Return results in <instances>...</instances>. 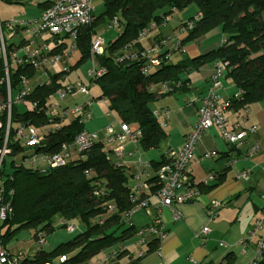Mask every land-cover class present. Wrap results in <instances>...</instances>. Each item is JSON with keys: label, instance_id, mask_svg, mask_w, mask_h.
Here are the masks:
<instances>
[{"label": "trees", "instance_id": "obj_1", "mask_svg": "<svg viewBox=\"0 0 264 264\" xmlns=\"http://www.w3.org/2000/svg\"><path fill=\"white\" fill-rule=\"evenodd\" d=\"M6 1L11 3V0ZM50 1L41 2L39 6L45 9ZM191 6L196 8V13L178 25L170 49L169 39H157L158 35L150 48L143 47L142 41L151 32H159L167 24L163 25L165 17L171 19L173 13L183 12ZM197 15L200 18L196 20ZM98 21L104 22L105 28L114 27L121 32L114 41L104 46L103 54L97 57L98 66L105 70V74L93 79V86H85L90 90L98 89V95L91 96L93 102L105 100L107 110L113 112L120 123L134 124L139 128L141 136L138 143L144 151L158 149L166 138L160 120L153 116L149 105L160 94L184 91L191 72L204 64H226L223 77L237 90L226 105L246 108L264 101V0H105L103 12L96 18L91 13L90 25L82 28L72 41L79 53L77 62L66 71L49 73L45 82L33 86L26 99L36 105L34 109L28 110L23 105L25 108L21 112H17V106L12 110L8 141L11 154L7 156L11 159V172L5 173L6 158L0 168L1 202L9 203L12 212L0 221V243L5 247V243L23 229L35 228L34 239L39 233H43L45 239L55 228L66 229V225H72L74 221L85 226L82 233L59 244L51 252L39 250L31 259L25 256L23 264H109L123 256L127 257L125 264H133L159 241L158 238H147L146 250L140 247L142 257L137 256L139 247L136 254L131 255L129 246H135L140 229L131 224L132 216L125 215L131 209L129 198L134 185L130 186L129 179L132 176L122 159H117L103 141L95 143L81 157L71 151L70 160L62 167L44 170L21 165L16 167V163L27 157L22 143L14 141L20 127L32 125L41 129L44 141L34 152L45 154L58 152L61 145L72 143L84 130L85 116H63L62 112L70 107H63L50 115L47 109L55 102L56 92L71 85L64 83L66 74L90 58L91 39L96 36ZM191 21H194L193 27L180 34V29L187 27ZM145 29L148 30L147 37L137 41L138 34ZM214 29H218L224 37L219 47L195 58L171 63L173 54L182 53L184 45ZM163 41L164 44H161ZM177 43L179 46L175 49ZM154 46L158 48L152 50ZM66 49L61 42L49 48V53L61 54ZM151 60L159 61V65L152 67ZM145 65L150 66L147 75L141 71ZM36 73L30 64L15 67L10 78L12 88L17 87L20 76L31 79ZM2 78L0 60V81ZM154 86H158L159 90L153 89ZM4 89V85L0 84V94L4 93ZM236 152L237 149L231 148L228 164L235 161ZM74 154L78 158L74 159ZM164 162V157L160 162H152V168L157 171ZM222 176L217 174L218 182ZM155 181L156 173L144 181L150 185L152 193L155 192ZM95 192L102 193L94 195ZM109 206H113L114 210L110 211ZM153 213L154 217L156 213ZM56 218L60 220L58 225H54ZM94 219L96 222L91 224ZM73 225L75 230L72 233L77 229ZM119 230L121 233L116 237L115 233ZM69 254L72 256L68 257ZM61 256H65L64 262H60ZM104 257L108 258L105 262ZM258 264H264V250Z\"/></svg>", "mask_w": 264, "mask_h": 264}, {"label": "built area", "instance_id": "obj_2", "mask_svg": "<svg viewBox=\"0 0 264 264\" xmlns=\"http://www.w3.org/2000/svg\"><path fill=\"white\" fill-rule=\"evenodd\" d=\"M37 3L46 0H35ZM91 0H51L47 8L43 9L38 20H25L16 19L7 22H0V60L2 63L3 78L0 84H3L5 89L4 93L0 94V168L5 157L11 154L8 147L9 133L11 128V114L12 110L18 105H24L26 109L32 110L36 106L28 101L26 98L32 92L33 86L42 84L38 79L43 75L48 79V69L53 67L59 62L62 57H68L71 50H74V45L70 50L66 49L61 54H50L49 48L45 42L38 44L37 40L45 35L53 39L68 37L71 41L77 37L78 32L89 26L91 23L92 13ZM197 15L195 19H199ZM163 25L168 23L170 18L163 19ZM194 21L187 24V27L180 29V34H185L193 27ZM152 28V27H151ZM6 32V38L4 36ZM19 32H22L27 38L22 40L21 46H7L6 41L13 39ZM148 30H143L138 34V40L146 38ZM165 41L161 42L164 44ZM179 44H176L175 49H178ZM158 47L154 46L152 50ZM104 52V43L100 37L94 36L90 44V58L93 59L102 55ZM30 64L37 72L33 78L20 76L18 78V85L16 88L11 86V75L14 74V68L20 65ZM150 65L157 67L159 61L151 60ZM212 73L209 76V86L204 95L200 99V104L197 108V120L192 130L186 135L181 147L167 148L164 152L165 162L156 171L155 192L146 193L150 190V185L141 181L140 175L137 176V183L131 188V196L129 203L131 209L125 213L131 217L139 211H145L146 215L150 217L149 225L137 231V242L135 247H139L137 256L142 257L143 250L147 238H158L161 240L165 235L163 231V223L161 221L160 213L164 209H168L172 213L173 221H179L181 215L173 207L177 204L191 203L198 199L199 190L197 185L188 177L187 170L193 160L194 150L198 140L211 128L215 127L220 132L221 138L231 148L237 149L241 146L248 136H253L257 132L255 126L242 128L239 123H234L230 128H227V120L219 108L218 92L221 89V79L226 64L215 63L212 65ZM150 66H144L141 71L144 75L149 73ZM105 74L103 68L98 67L94 62L92 69L87 73L89 85L93 86L92 80ZM45 82V81H44ZM46 84L48 82L46 81ZM164 92L167 90L164 88ZM13 94L15 96L13 97ZM87 96V100L81 105H74L68 110L63 111V116H77L82 115L89 118V110L93 104V99L90 96V89L88 86L77 83L75 85H68L59 89L56 94V100L52 103L47 113L50 115L52 112L61 111L60 102L65 100L66 97H75L77 95ZM153 116L160 119L168 118V111L162 110L153 112ZM163 123L162 121H160ZM162 126L164 124H161ZM141 136V132L137 126L131 127L128 124L120 123L119 121L107 125L99 132H89L82 130L73 140L72 143L61 145L56 153L45 154L35 153L36 147L41 146L44 141V135L40 128L32 125L20 127L15 136L14 141L22 143V147L26 149L24 152L27 157L19 163L16 167L24 166L31 169L46 168L54 169L64 166L71 158V151L81 157L80 155L89 150L95 143L103 141L105 144L110 145L117 143V147L113 149V154L117 159H122L123 145L126 141L137 143ZM259 152V145L254 143L246 152L247 158L254 157ZM206 156H215V153L207 154ZM234 162V161H233ZM230 162L229 164L233 163ZM39 163L44 164L40 168ZM141 168L147 167V163L140 160L137 161ZM249 171H242L236 177L246 181ZM217 179L216 173H210L201 183L202 186H207L209 183ZM102 193V192H100ZM100 193L95 192L94 195ZM2 190L0 188V221L6 219L11 214L12 209L9 203L1 202ZM155 199V205H151L149 196ZM263 206L259 216L253 221L251 228L247 231L244 237L239 241L238 245L242 248L241 253L245 254V248L248 245L254 247V256L250 264H258L262 258V251L264 250V193L260 196ZM222 206V203L216 200H210L206 205V214L210 220L215 218L217 210ZM110 211L114 210L113 206H109ZM155 211L156 215L153 217L152 213ZM66 230L72 233L75 226L72 224L66 225ZM210 230L204 227L198 238H205L209 235ZM39 245L45 243L44 234L37 235ZM220 246H225L219 243ZM25 260L24 254L16 256L10 255L7 249L0 243V264H23ZM60 262L66 260L65 256L60 257ZM108 258L104 257L103 261Z\"/></svg>", "mask_w": 264, "mask_h": 264}, {"label": "crops", "instance_id": "obj_3", "mask_svg": "<svg viewBox=\"0 0 264 264\" xmlns=\"http://www.w3.org/2000/svg\"><path fill=\"white\" fill-rule=\"evenodd\" d=\"M0 1L15 7V10L18 11V14L11 16V19L5 18L0 22L16 19L35 21L39 19L43 11V7L39 6L40 3L35 0H11V3L6 0ZM104 1L91 0L94 18L103 12ZM24 6L33 7L34 12L28 14L27 10L22 8ZM185 12L186 10L173 13L169 22L159 32H151L142 41L143 47L150 48L156 38H168V49H170L174 44L172 40L178 25L193 17L196 10L189 15H185ZM104 24V22L98 21L95 33L106 46L109 42L115 40L121 30L114 27L105 28ZM20 34L23 35L22 40L27 38L22 32L17 35ZM59 39L53 40L54 45L61 43L57 42ZM223 40L224 37L220 31L214 29L201 38L184 45L182 53L173 54L171 63L175 64L184 59H192L205 54L219 47ZM37 42L38 44L42 43L40 39ZM44 42L48 43V41ZM59 50L62 51L63 48H59ZM96 65L98 66V62ZM211 71L212 64L200 66L189 75V84L184 91L173 94H160L149 105L152 112L168 111V118L166 120L160 119L163 122L161 124H164L162 128L166 133V138L162 140L158 149L146 151L141 149L138 142L126 141L124 143L122 162L132 176L129 181L130 186L137 183V176L139 175L140 180L143 182L155 176L156 171L152 168L151 163L160 162L167 148L182 146L186 135L196 123V111L201 97L209 86ZM153 89L159 90V87L154 86ZM236 94L237 90L234 85L223 77L221 79V89L218 92V105L227 120V128H230L234 123H239L242 128L255 126L257 128L256 134L245 138L243 144L237 148L236 159L231 164H228V160L233 152L228 155L231 147L221 138L218 129L215 127L209 129L198 140L193 160L187 170L188 177L198 187V199L191 203L177 204L173 207L181 215V219L176 222L172 219L171 211L163 209L160 217L165 236L157 242V245L151 251H148L146 255L133 264H250L254 256V247L252 245L246 246L245 254H242V248L238 243L251 228L263 206L260 196L264 193V101L246 108L226 105L228 100ZM101 101L104 104L106 117L112 120L111 124L118 121L115 114L107 110L106 101ZM93 104L91 107H93ZM130 126L135 127L136 125L131 124ZM254 143L259 145V152L254 157L247 158L246 152ZM107 146V148L113 150L118 145L112 143ZM210 153H215V156H206ZM72 156L74 159L78 158L75 154ZM138 160L147 163L148 166L141 168L137 163ZM39 167H44V164L39 163ZM242 171H249L246 181L236 177ZM210 173H221L223 176L220 182L216 179L207 186L200 185ZM146 193L152 192L149 190ZM149 200L151 205L154 206L155 199L151 195ZM210 200L222 203L212 220L208 218L205 208ZM134 215L131 217L132 225ZM144 217L146 221L139 227L140 229L149 225V217L146 214ZM204 227L210 230L209 235L205 238L196 237ZM219 243H223L225 246H220ZM132 247L129 246L130 253L135 255L137 247ZM5 248L9 252L8 247L5 246ZM142 249L146 250V247H142ZM126 258V256H123L109 264H125Z\"/></svg>", "mask_w": 264, "mask_h": 264}, {"label": "rangeland", "instance_id": "obj_4", "mask_svg": "<svg viewBox=\"0 0 264 264\" xmlns=\"http://www.w3.org/2000/svg\"><path fill=\"white\" fill-rule=\"evenodd\" d=\"M33 6V5H32ZM91 6L93 8V5L91 3ZM34 7V6H33ZM30 6H24L23 9L27 10L28 14H31L32 11L34 12V8ZM15 7H11V5L5 4L2 1H0V20L11 19V16L18 14V11L15 10ZM196 8L194 6H191L188 8L185 12V15L192 14L195 12ZM6 32H4V36L6 38ZM23 39V35H16L13 39L7 40V46L9 44H13L15 46H20L21 40ZM54 39L51 38L48 35H45L44 37L40 38V42L48 41L47 46L48 48H52L54 46ZM57 42H63L67 49L70 50L72 46V41L69 39H59ZM79 59V53L76 49L71 50V55L69 57H62L59 62H57L56 65L48 69V74H54L60 71H66L69 68H71ZM97 57H95L92 61L91 58L82 61L77 67L70 70L68 74L64 77V83H69L71 85H75L77 83H82L83 85H89V80L87 77V73L92 69L93 62L97 63ZM220 63V62H216ZM215 64V63H214ZM213 64V65H214ZM222 64V63H221ZM213 67V66H212ZM212 73V71H211ZM45 80V76H41L40 79H38V82ZM98 95V89L92 88L90 90V96H97ZM15 94H13V97ZM87 100V96L85 95H77L75 97H66L65 100L60 102L61 107H72L74 105H81ZM23 105H18L16 107L17 112H21L24 110ZM90 119L85 117V120L83 121L84 130L89 132H99L104 127H107V125H110L112 120L108 117H106V111L104 108L103 101L98 100L94 101L93 107L90 108ZM112 114H114L112 112ZM68 119H71V117H68ZM108 147V146H107ZM6 161V170L5 173L9 174L11 172V168L9 166L10 163V157H5ZM131 180V178L129 179ZM145 211H141L140 213L136 214L132 218L133 225L135 228H139L145 219ZM96 222V219L91 220L90 223L93 224ZM60 223L59 219H55L54 225H58ZM77 226V229L74 233H69L66 231L65 228H55V231L50 232L46 235L45 238V244L40 247L37 243V238L34 239L33 232L35 231V228L31 229H23L19 232H17L8 242H6V246L9 249V254L16 256L18 254H24L28 258H33L36 253L39 250L45 251V252H51L54 248H56L59 244L66 243L67 241H70L73 237L77 236L78 234L82 233L85 229V226L77 221H74V223ZM126 228V227H124ZM36 229H39L36 228ZM4 230L1 231L3 233ZM121 233V230L115 233V236L118 237ZM36 240V241H35ZM131 248H133L131 246ZM249 251V249H248ZM72 254H69L68 257H71Z\"/></svg>", "mask_w": 264, "mask_h": 264}]
</instances>
